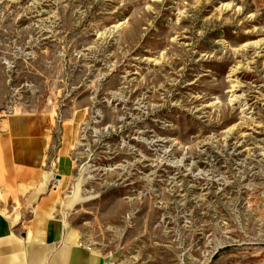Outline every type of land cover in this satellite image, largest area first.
<instances>
[{
    "label": "rangeland",
    "instance_id": "1",
    "mask_svg": "<svg viewBox=\"0 0 264 264\" xmlns=\"http://www.w3.org/2000/svg\"><path fill=\"white\" fill-rule=\"evenodd\" d=\"M16 115L51 116L70 162L62 241L109 264H264V0H0V236L25 238Z\"/></svg>",
    "mask_w": 264,
    "mask_h": 264
},
{
    "label": "crops",
    "instance_id": "2",
    "mask_svg": "<svg viewBox=\"0 0 264 264\" xmlns=\"http://www.w3.org/2000/svg\"><path fill=\"white\" fill-rule=\"evenodd\" d=\"M5 124L2 137L11 182L19 191H32L36 205L25 238L12 233L0 236V264H109L104 257L89 253L90 245L76 246L79 243L70 237L62 241L63 216L59 210L55 213L56 207L60 202V207L71 209L74 200L56 196L61 187H67L65 176L71 166L66 157L52 160L51 116L16 115ZM52 185L55 190L45 193Z\"/></svg>",
    "mask_w": 264,
    "mask_h": 264
}]
</instances>
